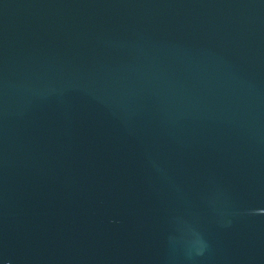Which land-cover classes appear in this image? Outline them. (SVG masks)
<instances>
[{"label": "water", "instance_id": "obj_1", "mask_svg": "<svg viewBox=\"0 0 264 264\" xmlns=\"http://www.w3.org/2000/svg\"><path fill=\"white\" fill-rule=\"evenodd\" d=\"M0 264H264V0H0Z\"/></svg>", "mask_w": 264, "mask_h": 264}]
</instances>
